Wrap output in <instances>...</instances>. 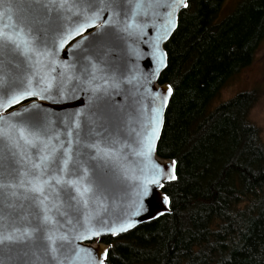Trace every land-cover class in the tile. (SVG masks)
Listing matches in <instances>:
<instances>
[{
	"label": "snow or ice",
	"instance_id": "1",
	"mask_svg": "<svg viewBox=\"0 0 264 264\" xmlns=\"http://www.w3.org/2000/svg\"><path fill=\"white\" fill-rule=\"evenodd\" d=\"M188 8V0H8L6 14L0 12L4 17L0 21V252L4 254L0 264H76L81 254L88 264H123L124 252L131 245L117 240L113 247L112 238L123 239L138 224L175 213L177 190L189 178L176 159H154L163 110L173 96V87L151 92L145 84L151 83L147 75L145 82L136 76L123 77L134 71L128 64L134 58L145 61L155 80L167 66L161 42L176 29L178 10ZM33 10L42 19L16 21L17 16ZM90 28L94 31L84 35ZM148 28L151 35L145 31ZM128 40L147 51L133 48ZM118 47L126 48L121 62L108 58ZM61 51L65 59H74L58 63L55 57ZM44 60L51 66L49 77L40 75ZM58 68L63 70L59 81ZM133 81L135 91H127L131 99L128 109L144 128L142 135L137 134L139 148L133 155L145 159L147 165L142 175L127 177L119 174V141L107 127L122 123L127 112H113L108 101L112 91L120 92L121 84L132 85ZM69 82L92 94L90 107L87 112L75 111L53 120L52 113L37 101L66 100ZM141 88L149 93L150 106L137 98ZM97 141L110 143L115 151L101 148ZM21 142L36 153L35 163L22 150ZM129 180L133 197L117 215L112 219L99 213L87 215L90 202L110 199L124 191ZM53 210L60 229L56 236L50 228ZM100 237L107 238L108 247L98 248L96 256L81 246L85 240ZM218 246L210 242L209 251ZM236 252L249 254L237 244L231 252H220L218 264H233ZM184 254L194 264L209 252L201 249Z\"/></svg>",
	"mask_w": 264,
	"mask_h": 264
},
{
	"label": "trees",
	"instance_id": "2",
	"mask_svg": "<svg viewBox=\"0 0 264 264\" xmlns=\"http://www.w3.org/2000/svg\"><path fill=\"white\" fill-rule=\"evenodd\" d=\"M224 2L188 0L165 44L159 83L171 85L173 96L157 155L176 159L189 180L177 190L173 215L111 239L113 247L117 240L131 245L123 264H189L184 253L201 249L209 255L194 264H218L220 252L237 244L249 254L233 253V264H264V141L250 119L258 96L243 91L211 106L264 41V0H240L219 19ZM210 242L228 248L209 251Z\"/></svg>",
	"mask_w": 264,
	"mask_h": 264
},
{
	"label": "water",
	"instance_id": "3",
	"mask_svg": "<svg viewBox=\"0 0 264 264\" xmlns=\"http://www.w3.org/2000/svg\"><path fill=\"white\" fill-rule=\"evenodd\" d=\"M7 7H8V0H0V12H4L6 14ZM181 10L182 9H179L177 12V25H178V16ZM162 11L163 10H161V12ZM21 19H27V20L35 22V21L42 19V17L37 11L33 10V11L23 13L22 16L16 17L17 22ZM0 21H4V17H0ZM159 22L160 21L158 20L157 23ZM25 31H28L27 27L25 28ZM92 31H94V29H91V28L88 29L84 35H87L89 32H92ZM145 31L148 32L149 35L152 34V31L150 28L145 29ZM174 31L171 33V35L169 36L167 40L161 42V48L165 52H166L165 44L170 39ZM76 39H79V37H77ZM127 44L131 45L133 48L138 47L139 50L142 52L147 51V49L143 45H138L137 43L131 40H128ZM55 58L58 60V63L59 62L68 63L69 61H72L74 59V56H69L67 59H65L63 51H61L59 52V55ZM108 58L110 60L117 61V62L123 61L126 58V48L125 47L115 48L113 51L109 53ZM167 62H168V58H167L166 63ZM42 63L45 65V67L41 70L40 75L42 77H49L51 74L50 73L51 66L47 65L46 60L42 61ZM128 64L130 68H134V71L126 72L123 78L131 79L133 76H136L139 78V81L145 82L144 77L147 75L148 80L151 81V83L145 82V84L151 90V92H155L157 89L163 92L164 88L167 85H169L168 83H164V84L159 83L160 75L166 67L160 70L155 80H152L151 76L149 75L151 70L144 66L145 61L143 59L136 60L132 58L128 60ZM62 71H63L62 69H59V68L57 69V73H56L57 81L60 80L61 78L60 73ZM2 74L3 72L0 71V76H2ZM135 87H136V81H133L132 85L121 84L120 88L122 91L120 92L112 91V99L108 101V103L112 105L113 112H117L121 114L127 112V114L123 116L122 123H120L119 125L115 127H113L112 125L107 126L109 132L113 133V138L119 141L118 147L120 148V151H119V156L117 160L118 167H119V174L122 176H127V177L142 175L141 170L145 169V166L147 165V161L145 159L139 156L133 155V152L135 150H138L139 148V145L135 142L136 140L139 139V136L137 134L142 135L144 132V128L142 127V121L137 117L135 113H132L128 109V105L131 102V99L127 97V91L128 90L135 91ZM65 88L68 91V98L64 101H61L58 98L55 99L53 102L37 101V103H40L44 106V111L52 113L51 118L53 120H55L58 117H65L67 115H70L74 113L75 111L87 112L92 102V94L90 92H85L84 86L78 83L74 84V83L69 82L65 85ZM73 90L75 91L73 92ZM148 96H149V93L144 92V89L141 88L140 95H138L137 98L142 99V102L144 105L150 106L151 101L147 98ZM81 100H83L84 103H81ZM170 100L171 98L169 99V102ZM25 103H27V101ZM166 109L167 108L163 110L164 119H165ZM163 126H164V123H163ZM162 130H163V127L160 131V137L162 134ZM158 142H157V146H158ZM97 143L100 144L101 148L115 151V149L111 148L110 143L104 144L101 141H97ZM21 145H22V150L25 151V153L29 157H31L33 162L35 163L36 153H33L30 148L23 147V142H21ZM154 159L157 162H170V159H163L159 157L157 155V151L154 155ZM148 167L150 168V165H148ZM145 172H146V169H145ZM132 197H133V186L131 184V181L129 180L128 186L126 187V189L124 191L117 192L110 199L96 200L95 202H90L88 209H87V215L91 217H96V214L99 213L101 214V216H104L105 218L112 219L115 215H117L121 211L122 207L128 201L132 199ZM49 214L53 217V222H52V225L50 226L51 234L53 236H56L60 233V229L56 226V221L58 219V216L55 210H53ZM69 218H71V213H69ZM100 238H97L92 241L85 240L82 242L81 246L91 249L92 255L96 256L97 255L96 250L98 248L108 247V245L98 241ZM3 259H4V254L0 252V260H3ZM76 264H88L87 257L81 254V257L76 262Z\"/></svg>",
	"mask_w": 264,
	"mask_h": 264
},
{
	"label": "rangeland",
	"instance_id": "4",
	"mask_svg": "<svg viewBox=\"0 0 264 264\" xmlns=\"http://www.w3.org/2000/svg\"><path fill=\"white\" fill-rule=\"evenodd\" d=\"M240 0H225L219 19L233 12ZM243 91H254L258 100L250 112L251 121L260 129L264 141V41L259 45L253 62L237 73L213 100L212 107Z\"/></svg>",
	"mask_w": 264,
	"mask_h": 264
}]
</instances>
